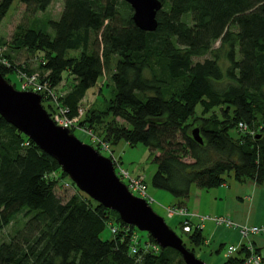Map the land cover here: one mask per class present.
I'll return each mask as SVG.
<instances>
[{"label": "trees", "instance_id": "16d2710c", "mask_svg": "<svg viewBox=\"0 0 264 264\" xmlns=\"http://www.w3.org/2000/svg\"><path fill=\"white\" fill-rule=\"evenodd\" d=\"M13 1L0 0V23ZM53 1L19 0L40 13ZM160 1L157 27L145 31L124 0H62L57 20L34 19L19 27L13 48L35 53L52 87L64 72L73 77L57 99L69 118L78 115L88 89L110 72L104 109L90 107L79 124L110 145L125 141L156 153L151 184L171 193L173 205H184L193 185L218 187L228 177L263 182L264 0ZM5 44L0 36L1 58L9 62L0 61L3 78L21 67L5 53ZM199 57L204 58L194 59ZM215 108L219 115L211 112ZM195 127L202 143L192 136ZM65 177L55 159L0 116V232L22 217L0 241V264H185L177 250L160 247L147 232L142 244L140 230L71 180L74 193L60 198L55 189ZM181 218L182 228L187 219ZM106 225L111 236L102 238ZM190 225L189 232L182 230L187 240L181 239L196 254L206 237ZM247 254L242 244L221 264H242Z\"/></svg>", "mask_w": 264, "mask_h": 264}, {"label": "water", "instance_id": "95a60500", "mask_svg": "<svg viewBox=\"0 0 264 264\" xmlns=\"http://www.w3.org/2000/svg\"><path fill=\"white\" fill-rule=\"evenodd\" d=\"M124 1L131 6L132 20L138 28L155 30L157 13L162 8L160 0ZM0 116L55 159L80 191L116 211L124 223L147 232L160 247L177 250L185 264H207L184 246L181 237L144 198L128 190L108 157L83 143L68 128L53 122L38 93L17 90L0 76ZM192 136L203 142L198 128L192 130ZM261 257L264 259V249Z\"/></svg>", "mask_w": 264, "mask_h": 264}, {"label": "rangeland", "instance_id": "374dc122", "mask_svg": "<svg viewBox=\"0 0 264 264\" xmlns=\"http://www.w3.org/2000/svg\"><path fill=\"white\" fill-rule=\"evenodd\" d=\"M63 7L62 0H54L51 6L48 10H46L44 13L40 12H31L27 10L26 6L19 2V0H14L12 5L10 6V9L8 10L7 14L3 18L2 22L0 23V36L3 38L4 41H6V44L3 45L5 47V53L11 54L13 58L11 59L12 63L14 65H21L20 69H23L25 67H28L30 70L34 72L40 73L42 77L45 75H48L49 71L44 70L41 68V60L39 57H36L35 53H31L27 51L25 48L16 49L13 48L15 46V34L20 29L19 27L26 28L30 26L31 22L34 21V19L42 20H49V19H58L61 13ZM52 31V30H51ZM219 45V42H216L214 47H217ZM77 51H74L71 54H77ZM9 54V55H10ZM11 56V57H12ZM209 55H206V57ZM204 57L194 58L195 60H202ZM110 72H106L101 79H99L98 84H96L95 87H92L88 89L86 92V95L80 102L79 111H81L80 116L78 117V120L76 122V126L73 128H70V132L74 134L78 139H80L83 143H87L92 145H98L99 151L103 155H109L113 158H116L118 161V157H120L121 163H118V165L121 164V167L124 168L126 171L130 173L131 176H141L147 186L146 194L148 196V200L150 201L149 205L152 207V209L160 215L166 224L178 235L180 236L184 241H186V234L183 233L180 222L181 217H183L180 214H176V211L186 210L185 207L182 206H175L172 205L175 202V198L171 193H169L166 190L156 188L152 186L151 184V178L156 171L157 165L153 161V157L156 153H152L146 146L142 144H137L135 146H130L125 141L117 142V144H109L107 141L103 140L102 142H99L94 139L95 134L89 135L85 130L88 126L85 124L80 125L79 121H81L80 118L83 119V116L85 115V112L90 108H96V109H104L105 107V99L109 97V88H110ZM146 74L149 75V72L146 71ZM64 78L63 80L54 87V91L56 93V97H59L60 95H64L66 91L71 87L73 84V77L71 75H68L66 72L63 73ZM8 83H10L15 89L20 90V82L17 77L16 72H10L8 73L4 78ZM9 81H8V80ZM102 91L99 93V91ZM55 102V101H54ZM42 104V103H41ZM54 108L55 110L58 109V106L55 104ZM42 106L47 109L49 112L53 109V106L51 103H43ZM49 108V109H48ZM219 109L215 108L211 112L216 113L219 115ZM47 111V112H48ZM201 114V107H197L196 115ZM119 123H122L123 121L120 118H116ZM196 128V127H195ZM240 128V127H239ZM242 129V128H240ZM239 131L235 129L232 131V134L234 136L238 135ZM94 133V132H92ZM94 147V146H93ZM113 164V163H112ZM117 166V165H116ZM118 168V166H117ZM231 178V177H230ZM70 178L67 176L63 178L61 181L63 185L61 187H56L55 192L56 194L62 198L63 200H66L74 193V185L73 187L69 184ZM64 181V182H63ZM123 181V179H122ZM230 181H234L233 179H230ZM125 183V181H124ZM231 183V182H230ZM194 187L191 188V197L189 196L188 199L191 201L193 200V205L195 204V200L197 199V194L194 193ZM201 189V196H198L200 199L201 197V204L199 206V213L196 214L194 221L198 222L200 221V217H207L210 214V208L205 203H208L210 201V190L213 189H206V188H200ZM135 196H138L139 194L134 192ZM141 198V197H140ZM187 199V200H188ZM188 200V202H189ZM197 201V200H196ZM190 207V206H189ZM173 208V209H171ZM170 209V210H168ZM170 212H175L173 217H168ZM188 213V212H187ZM21 215H19L14 222H12L9 226H7L5 229H3L0 232V241L5 240L9 237V235L13 232L14 229H16L18 226L21 225ZM207 221V220H206ZM207 223V222H205ZM204 224V222H203ZM216 224V223H215ZM217 225V224H216ZM221 226V225H218ZM208 230H203V235L207 238ZM139 237L142 244H144V241L147 239L146 232L139 231L136 233ZM102 238H109L111 236L110 227L109 225H106L105 230L100 235ZM257 237V236H255ZM247 241V239H246ZM237 245V244H236ZM218 244L212 242L211 244H203L200 248L196 249V256L202 259L207 264H220L221 260L224 259L226 250L223 248L220 251H215L214 249H217ZM228 246V245H227ZM225 246V247H227ZM227 249V248H226Z\"/></svg>", "mask_w": 264, "mask_h": 264}, {"label": "crops", "instance_id": "0c3cea01", "mask_svg": "<svg viewBox=\"0 0 264 264\" xmlns=\"http://www.w3.org/2000/svg\"><path fill=\"white\" fill-rule=\"evenodd\" d=\"M230 179L233 178L228 177L224 184L210 188L213 189L208 193L210 194V201L205 204L210 208L208 217L224 216L231 220L232 225L227 228L218 226L209 218L203 221L202 231L208 230L205 244L208 245L212 242L218 244L217 249H214L215 251H220L223 248L226 250L229 245L237 244L240 246H237L234 252L236 253L242 244H246V239L242 237L239 227L243 225L264 224V180L261 183H257L253 179H246L244 181L233 179V182ZM194 188V193L197 194V201L195 200V204L193 205V200L191 201V199L187 198L189 202L186 199L182 207L186 208L191 222L198 223L199 221L196 222L194 220H196L195 216L199 213V206L201 204V197L199 199L198 196H201L202 193L201 189H198L197 186ZM189 196L191 197V190ZM253 242L256 248L261 249V251L264 249V236L253 237ZM224 260L225 257L221 260L220 264Z\"/></svg>", "mask_w": 264, "mask_h": 264}, {"label": "built area", "instance_id": "2783aa9c", "mask_svg": "<svg viewBox=\"0 0 264 264\" xmlns=\"http://www.w3.org/2000/svg\"><path fill=\"white\" fill-rule=\"evenodd\" d=\"M4 51L3 47H0V61L6 65H9V62L6 61V59L1 58V54ZM14 72H16L17 77L20 82V91H29V92H35L38 93L41 96V103H51L53 108L54 105L58 106V109L54 111H48L51 119L53 122L57 125L64 126L70 130V128H73L76 126V122L78 120V117L81 114V111L78 110V115L75 117L69 118L66 116L67 109H64L63 107L58 104V97H56V93L54 91V87L50 86L48 81L45 79L46 77H42L40 73L38 72H31L28 73L27 71L23 69L17 68ZM55 101V102H54ZM49 109V108H48ZM239 127L242 129H245V125L243 123H239ZM89 135H93L92 131L85 130ZM99 142H102L103 140L97 138L94 136V139ZM111 157V162L113 163L114 171L117 177L122 181L123 183L125 181V185L127 186L128 190L133 194L134 192L138 193L141 198H144L148 203L150 201L148 200V196L146 194V183L144 179L141 176H131L128 171H126L124 168L121 167V165H118L116 158ZM118 168H117V166ZM173 209V208H171ZM170 210V209H168ZM175 212H170L168 217H173ZM176 214H180L183 217H185V220L182 225V230L184 232H189L192 225H190V215L187 213L186 210L184 212L182 210L176 211ZM212 219L217 225H221L224 227H229L232 225V222L230 219L224 216H216V217H200V221L198 223H194L195 227L198 229H203V221L205 219ZM239 231L243 238L247 239L246 244H244L248 254L244 259V262L242 264H262V257L257 252L256 246L253 242V237L255 236H264V224H253V225H243L242 227H239ZM237 246L240 245H229L226 249L225 259L232 255ZM132 252H135V247L132 246Z\"/></svg>", "mask_w": 264, "mask_h": 264}]
</instances>
